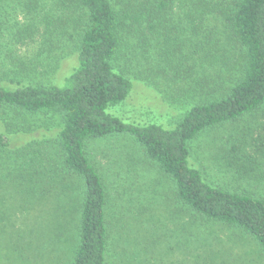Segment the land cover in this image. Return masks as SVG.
I'll return each instance as SVG.
<instances>
[{"label":"trees","instance_id":"1","mask_svg":"<svg viewBox=\"0 0 264 264\" xmlns=\"http://www.w3.org/2000/svg\"><path fill=\"white\" fill-rule=\"evenodd\" d=\"M216 1L217 4L211 0H78L81 13L74 22L76 32L74 35L68 32L71 40H75L73 49L77 53V65L60 85L44 82L61 64L68 45L51 41L56 36V29L47 27L38 31L34 23L24 25L27 33L21 31L18 37L27 36L39 44L40 50V54L31 56L29 65H26L25 56L18 58L19 53L15 54L16 42L0 41V49L6 53L1 65L6 60L11 64L10 73L6 75L8 82L0 77V109L9 113L13 120L11 122L5 116L0 118L3 127L0 130V235L7 234L13 248L9 257L7 254L8 260L15 253L24 256L23 249L30 245L31 233H27L25 212L30 211L35 201L45 200L58 187V174L64 173L82 177L86 185L70 264L109 263L112 231L109 195L104 175L90 158L87 145L89 139L122 132L131 133L141 144L136 145L133 153H145L152 160L150 162L157 164L176 182L182 205L209 220L241 228L255 238L264 252V201L211 185L204 179L202 171L189 163L188 143L201 131L264 107V0ZM42 2L47 0H28L26 6L36 8ZM18 3L19 0H1L4 7L0 12L6 10L12 15ZM186 7L188 12L184 11ZM216 8H220V15L224 16L243 48L240 71L229 79V83L216 82L220 84L219 88H212L220 93L218 98L195 104L173 129L157 124H127L107 112L110 106L124 101L132 89L126 69L119 66V57L126 49L148 48L164 53L166 44L180 56L177 65L172 64L170 69L184 70L181 61L191 59L197 70L199 67L213 68L218 57L214 58L209 51L207 56L198 58L185 50L189 48L187 42H192V47L195 45L193 33L201 29V21ZM44 12L43 15L48 14V10ZM187 34L191 40L185 42ZM175 36L184 38L181 43L178 40L173 43ZM56 49L61 55L50 54ZM48 56L51 58L46 61ZM126 57L127 54L123 60ZM16 59L29 68L27 78L19 77ZM35 59H38L36 63ZM221 69L203 74L202 82L197 85L204 84L206 79L214 81L209 76L219 75ZM198 88L195 85L190 92ZM51 113L56 114L59 127L55 142L49 140L60 156V168L49 166L46 152L41 149L28 150V145L18 143L20 135L32 132L35 126L29 122V117ZM129 157L127 162L131 161L132 157ZM6 158L13 161H4ZM118 160H113L117 169ZM121 165H124L122 161ZM15 171L19 173L15 175ZM38 180L42 185L36 189L33 184ZM11 203L14 204L12 210ZM117 219V223L123 222ZM63 220L67 221L54 215V238L59 228H63ZM53 237L49 241L54 245Z\"/></svg>","mask_w":264,"mask_h":264},{"label":"rangeland","instance_id":"2","mask_svg":"<svg viewBox=\"0 0 264 264\" xmlns=\"http://www.w3.org/2000/svg\"><path fill=\"white\" fill-rule=\"evenodd\" d=\"M19 1L12 15L6 10L0 12V41L16 42L15 54L19 53L18 58L25 56L26 65H29L31 56L40 54V50L39 44L27 36L18 37L21 31L27 33L24 25L34 23L38 31L47 27L56 29V36L51 41L68 45L61 64L44 82L64 84L77 65V53L73 49L75 40H71L68 32L73 35L76 32L74 22L81 13L76 3L78 0H47L37 4L36 8L32 5V9L26 6L28 0ZM211 1L217 4L216 0ZM2 7L0 4V9ZM44 10H48L47 15H43ZM219 10L216 8L205 16L201 29L193 33L195 45L192 47L193 43L187 42L189 48L185 50L198 58L207 56L209 51L214 58L218 57L213 68L199 67L197 70L191 59L189 62L181 61L185 65L184 70L170 69L172 64L177 65L180 56L166 44L164 53L149 51L148 48L126 49L119 57V66L126 69L132 89L124 101L110 106L107 112L127 124H157L173 129L195 104L218 98L220 93L213 90L240 71L243 56V48ZM184 11L188 12L189 8H184ZM188 34L185 42L191 40ZM183 38L175 36L172 42L177 43L178 40L181 43ZM125 53L127 57L123 60ZM5 54L0 49V77L8 82L6 75L10 73L11 64L6 60L1 65ZM50 54L61 55V52L56 49ZM39 57L42 58L41 55ZM50 58L45 59L48 61ZM16 61L19 77L27 78L29 68L18 59ZM195 63L198 62L195 60ZM216 64L223 70L219 75L209 76L215 82L206 79L204 84L197 85L202 82L203 74L219 68ZM211 82L213 86H210ZM195 85L199 88L190 92ZM2 116L13 121L9 113L0 109V118ZM29 122L35 125L32 132L21 134L18 143L28 145V150L41 149L46 152L48 165L60 168V156L49 140L54 143L57 137L56 114L31 116ZM138 144L141 145L134 135L122 132L89 139L87 145L90 158L104 175L109 195L112 231L108 264H264L263 249L252 235L241 228L209 220L182 205L177 195V184L171 176L150 162L152 160L145 153L147 159L140 151L133 153ZM188 145L190 165L202 171L208 183L264 201V107L207 128L192 138ZM129 156L132 158L127 162ZM115 158L119 159V172L113 165ZM4 161L13 160L6 158ZM57 178L60 179L58 187L45 200L35 201L30 211L25 212L27 233H31L30 245L23 249L25 255L15 253L8 260L13 248L7 234L0 235V264H70L72 261L86 185L78 176L63 173ZM41 185L39 180L33 184L36 189ZM54 215L67 219L62 221L63 228H59L55 238L52 236ZM113 217L123 222L117 223ZM51 237L56 242L54 245L49 241Z\"/></svg>","mask_w":264,"mask_h":264}]
</instances>
